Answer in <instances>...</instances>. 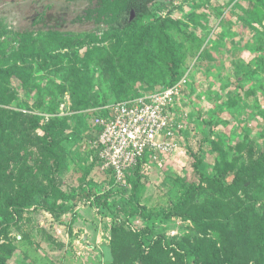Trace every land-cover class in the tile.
I'll use <instances>...</instances> for the list:
<instances>
[{"label":"rangeland","instance_id":"1","mask_svg":"<svg viewBox=\"0 0 264 264\" xmlns=\"http://www.w3.org/2000/svg\"><path fill=\"white\" fill-rule=\"evenodd\" d=\"M93 3L0 0V86L14 96L1 108L37 117L13 132L21 147H10L9 131L0 135V221L9 220L0 236V253L8 256L7 264H144L137 259L136 234L145 230L143 246L158 241L146 264H200V256L195 261L186 255L194 251L213 260L221 256L220 264H227L231 255L237 256L235 264H254L235 245L246 226L256 235L253 222L260 223L264 215V7L256 0L154 6L146 22L170 19L175 24L166 34L184 55L179 75L190 70L181 103L188 114L181 138L187 156L169 158L163 169L133 177L135 193L128 186L117 207L98 211L82 197L84 185L105 191L111 184L95 149L93 111L131 93L162 89L170 78L166 75L161 84L145 79L115 87L105 27L78 22ZM50 34L82 38L71 49L55 44L45 49ZM28 35L34 43L23 50L10 42ZM5 44L12 47L1 54ZM13 66L21 79L4 74ZM81 102L88 104L86 109H79ZM50 122H56L50 135L59 155L55 174L39 141ZM49 180L57 192L77 196L71 213L54 219L39 207L18 213L7 207L6 196L47 187ZM186 189L191 202L176 210ZM56 195L48 201L60 202ZM132 196L147 218L133 215ZM238 208L245 218L250 216V225L225 218V210ZM210 223L220 235L208 230Z\"/></svg>","mask_w":264,"mask_h":264},{"label":"trees","instance_id":"2","mask_svg":"<svg viewBox=\"0 0 264 264\" xmlns=\"http://www.w3.org/2000/svg\"><path fill=\"white\" fill-rule=\"evenodd\" d=\"M181 1L185 2L189 0ZM256 1L259 6L264 7V0ZM134 6L135 3L132 0H95L93 6L87 9L78 19L79 23L91 22L96 26L105 27L103 37L111 42V46L107 53V57L110 60L108 69L112 70L110 76L115 87L122 85V83H127L128 81H141L145 79L148 80V82L161 84L167 75L170 79L167 86L164 88H169L179 82L185 74L188 73L189 77L190 70L179 75V69L183 64L184 55L182 54L181 46L166 34L168 29L175 28V24L170 19L163 21L159 20L157 22L158 24L153 21L146 22L147 18L151 15V10L147 8L140 10L135 9L136 18L133 22H129V13ZM81 38L82 37L73 36L66 38L60 34H50L45 49H48L53 44H55L58 49H71L75 47L76 44L74 43L79 42ZM10 39L12 45H15V49L19 50H23L34 43V38L31 35ZM10 45L5 44L1 54L11 48L12 46ZM162 67H166V70L163 71ZM18 70V67L16 68V66H13L4 74H7L8 72L7 78L16 77L21 79L23 76L18 74ZM3 89L4 88L2 87L1 89L0 86V135H4L5 132L9 131L11 135L10 138H13L10 147L16 146V143L17 146L20 145L21 147L22 144L14 141L13 132L17 130V126H22L24 122L29 119L32 120L31 122H34L37 117L24 115L21 112H9L3 110L1 107L10 105L14 99V96L10 94L7 89ZM138 95L140 94H137L136 92L135 94L131 93L126 97H119V100L114 103L124 102L133 99ZM87 106L88 104L81 102L79 109H86ZM105 106H100L93 111V119L97 116L103 115L101 108ZM53 121L57 120L54 119ZM55 124L56 122H50V124H47L43 128L44 136L39 139L43 146L41 155H43L47 164L53 161V169H50L52 174H55L59 169V155L56 153L55 144L50 136L51 129ZM1 149L3 150L4 148H0V153ZM262 162H264V158L261 160V163ZM47 164H45V166H47ZM135 176H140L139 167H136L128 174L127 186L125 188L116 187L112 178L110 186L105 191H98L94 184H88L87 186L84 185L82 188L84 196L82 197L89 201L92 200L94 207L98 211L110 210L120 204V198L123 196V193H125L128 186L131 187L132 191L135 193L137 187V182L133 179ZM56 193L59 195L58 200H60V202H49L48 199L57 198ZM190 195V190L186 189L180 195L175 209H184L191 202L189 200ZM6 197L8 201L7 207L13 212L18 213L26 207H39L51 215L52 218L58 219L61 216L72 212L76 205L75 198L77 196H73V194H62L60 191L57 192L53 186V182L49 180V185L47 187H42L35 191L26 189L24 192H18L13 196ZM238 201L239 207L242 206L241 201ZM129 203L134 208L133 215L135 217L147 218L146 209L140 207L133 196L129 198ZM225 211V218L228 220L230 219L231 222L243 219L241 220V226H243V223L244 225L251 224L250 216L245 218V216L241 214L240 208L236 211ZM209 219H213L216 223V218L213 216ZM253 224V231H255L254 234H256L255 236L251 235V228H249V226H246V230H239L240 233H238L241 240L235 245L236 251L240 252L239 249L244 251L248 258L247 263L252 262L254 264H264V254H259L261 251L264 253V215L260 219V223L253 222ZM7 226H9L8 219L4 218V220L0 221V236L6 233ZM208 230L213 231L214 233H218L219 231V229L214 228L211 223L208 224ZM218 234L220 235V232ZM224 234H226V227L224 228ZM136 236L137 247L139 248L137 259H140L146 264L147 260H153V251L155 250L157 245L156 242L158 241L152 242L153 246H143L148 239V233L144 230L143 232L136 234ZM243 236L246 238L244 239ZM218 239H220V237H218ZM144 240L146 241L144 242ZM202 244L204 243L202 242ZM111 247L114 251L113 243L111 244ZM186 255L189 259L195 261L200 256L197 260L200 264H220L218 259L221 256H217V258L213 260L212 256L208 254L201 255L197 251L187 253ZM236 257V255H231L226 263L235 264L233 261H236ZM7 258L8 256L0 253V264H7ZM153 263L158 264L159 260H154Z\"/></svg>","mask_w":264,"mask_h":264},{"label":"built area","instance_id":"3","mask_svg":"<svg viewBox=\"0 0 264 264\" xmlns=\"http://www.w3.org/2000/svg\"><path fill=\"white\" fill-rule=\"evenodd\" d=\"M187 79L188 73L169 88L107 105L101 108L103 115L93 119L100 169L116 187L125 188L136 167L147 176L163 169L169 158L187 156L181 145L188 117L181 105Z\"/></svg>","mask_w":264,"mask_h":264},{"label":"flooded vegetation","instance_id":"4","mask_svg":"<svg viewBox=\"0 0 264 264\" xmlns=\"http://www.w3.org/2000/svg\"><path fill=\"white\" fill-rule=\"evenodd\" d=\"M66 1L71 2L73 0H66ZM80 1L86 3V7H87L90 3L94 2L95 0H80ZM132 1L135 3V6L129 13V18H128L129 22H133L136 18L135 9L140 10L147 8L149 10H152L154 6H160L161 4H172V3L174 4L176 1L182 2L181 0H132ZM86 7L84 8L85 10L83 9V14L87 9H89V7L88 8Z\"/></svg>","mask_w":264,"mask_h":264}]
</instances>
